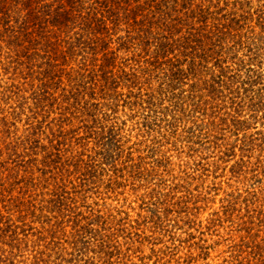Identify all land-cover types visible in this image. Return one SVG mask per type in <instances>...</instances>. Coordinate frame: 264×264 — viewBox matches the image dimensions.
Wrapping results in <instances>:
<instances>
[{
	"label": "rangeland",
	"instance_id": "obj_1",
	"mask_svg": "<svg viewBox=\"0 0 264 264\" xmlns=\"http://www.w3.org/2000/svg\"><path fill=\"white\" fill-rule=\"evenodd\" d=\"M130 2L0 0V264H264V0Z\"/></svg>",
	"mask_w": 264,
	"mask_h": 264
},
{
	"label": "trees",
	"instance_id": "obj_2",
	"mask_svg": "<svg viewBox=\"0 0 264 264\" xmlns=\"http://www.w3.org/2000/svg\"><path fill=\"white\" fill-rule=\"evenodd\" d=\"M15 1H17L19 4H21L24 9H26V10L29 9L30 13L32 11L33 12H41L43 17H45V20H46L47 15L48 14L52 15V13H54V14L57 13L58 16L64 15V14H69V15L73 14L74 16L79 15L82 18H88V16L91 15L89 12L90 10H96L97 8H102L101 13L108 18L110 16L116 25V22L118 21L117 16H119V13H120V16L122 14L121 10L132 11L130 0H15ZM157 2L158 1H156V3ZM166 2H167V4H169V0H166ZM87 4H89V5H87ZM143 4H145V2L140 4V5H143ZM149 7H148V9L152 10L154 6L149 5ZM87 8H89L90 10L84 12V9H87ZM130 11H129V13H130ZM83 12L87 13V15H84ZM117 12H118V15L116 16ZM104 13H106V15ZM34 15L35 14H33V16ZM128 16H129V14H128ZM28 17H31V14H28ZM94 17H96V16L94 15L90 18L92 20H91L89 25L85 26V30L90 32V33H98V32L102 33V31L105 30L106 28H108V26H105V28H103L102 26L100 28V25L96 26L94 24V19H93ZM52 18H55V17H52ZM144 19H146V18H144ZM48 23H49V25H51L50 20L48 21ZM125 23H127L129 26V21L127 22V20H126ZM140 24L144 25V22L141 21ZM198 30H199V32H201V30H203V27L199 26ZM201 36H203V34H201ZM175 41L178 42V40H175ZM100 42L103 43V40ZM175 45H176L175 42L166 43L167 48L163 50V53L169 51V49L172 51H175L176 50ZM97 47H101V45L99 43L96 44V47H94V49H93V54H95L97 52V50H95ZM108 54H110V52ZM108 54L106 52L105 55L107 56ZM93 62H94V60H93ZM173 62H174L173 60H169V61L164 62L163 65L167 64L169 66ZM178 62H176L172 65V67H175V65L177 64L175 73L181 72V70H182L181 69L182 63H180V62L178 63ZM221 69L223 70L222 67H221ZM136 75L137 74H133V78ZM130 77H132V76H130ZM116 81H117V78H116ZM95 82H96L95 75H93V74L90 75L89 83L92 87L91 88L92 90L97 85ZM112 85H113V87H115L113 81H112ZM64 201L65 200H61L60 202H64Z\"/></svg>",
	"mask_w": 264,
	"mask_h": 264
}]
</instances>
